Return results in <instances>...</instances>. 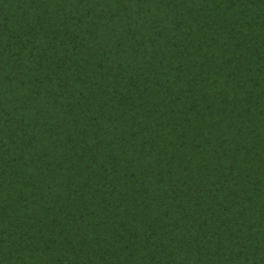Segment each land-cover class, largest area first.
Returning a JSON list of instances; mask_svg holds the SVG:
<instances>
[{
	"label": "trees",
	"instance_id": "16d2710c",
	"mask_svg": "<svg viewBox=\"0 0 264 264\" xmlns=\"http://www.w3.org/2000/svg\"><path fill=\"white\" fill-rule=\"evenodd\" d=\"M0 264H264V0H0Z\"/></svg>",
	"mask_w": 264,
	"mask_h": 264
}]
</instances>
